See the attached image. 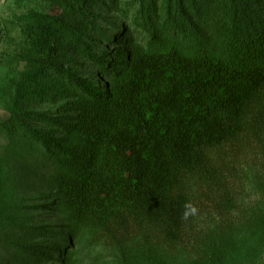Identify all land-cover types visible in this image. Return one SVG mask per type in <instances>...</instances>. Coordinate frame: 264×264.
I'll use <instances>...</instances> for the list:
<instances>
[{
    "label": "trees",
    "instance_id": "16d2710c",
    "mask_svg": "<svg viewBox=\"0 0 264 264\" xmlns=\"http://www.w3.org/2000/svg\"><path fill=\"white\" fill-rule=\"evenodd\" d=\"M51 1L59 14L16 21L27 71L0 131L31 181L48 184L43 207L70 235L0 213V264H64L85 239L125 261L135 239L190 250L195 264L261 249L264 208L230 218L238 206L217 152L248 137L264 145V0ZM34 101L61 104L37 112ZM198 194L224 217L204 237L192 228Z\"/></svg>",
    "mask_w": 264,
    "mask_h": 264
},
{
    "label": "rangeland",
    "instance_id": "374dc122",
    "mask_svg": "<svg viewBox=\"0 0 264 264\" xmlns=\"http://www.w3.org/2000/svg\"><path fill=\"white\" fill-rule=\"evenodd\" d=\"M30 12L53 15L59 14L60 9L51 0H0V122L7 119L6 109L9 95L14 91L13 85L27 71L25 63L19 57L23 51V42L16 21ZM94 12L103 18L98 24L99 27L110 33L106 21L112 20L111 14L107 15L101 9ZM99 46L108 49V45L104 43ZM90 77L94 79L91 74ZM60 104L61 101L41 104L34 101L33 107L37 112H55ZM12 141L14 139L0 131V213L6 215L14 213L28 226L66 225L65 235H70L65 216L57 211L55 205L52 204L50 209L43 207L52 203L55 197L48 196L51 193L46 182L31 181V171H26V162L18 156ZM217 154L224 167L225 180L238 206V212H234L230 218L234 220V217H238L237 213L244 212L245 209L259 206L264 208V145L249 137L242 138L229 146H224ZM23 178L29 180L23 181ZM197 201L192 221L193 235L200 234L204 237L208 231L222 223L224 217L221 218L215 204L203 195L198 194ZM235 234L237 238L241 237L238 229L232 231V235ZM138 241L135 239L129 242L128 261L121 259L107 242L90 243L85 239L81 244L73 245L74 242L71 241V250L67 248L62 252L65 256L72 251L69 260L64 264H195V257L190 250L181 248L172 251L161 246L149 250ZM262 246L251 256L242 258L244 253L238 254L230 258L226 264H264V244ZM3 257L4 251L0 250V262Z\"/></svg>",
    "mask_w": 264,
    "mask_h": 264
}]
</instances>
